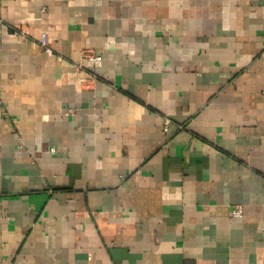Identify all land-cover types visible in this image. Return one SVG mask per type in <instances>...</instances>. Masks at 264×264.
Listing matches in <instances>:
<instances>
[{"label": "crops", "instance_id": "1", "mask_svg": "<svg viewBox=\"0 0 264 264\" xmlns=\"http://www.w3.org/2000/svg\"><path fill=\"white\" fill-rule=\"evenodd\" d=\"M0 18V261L264 264V0Z\"/></svg>", "mask_w": 264, "mask_h": 264}, {"label": "built area", "instance_id": "2", "mask_svg": "<svg viewBox=\"0 0 264 264\" xmlns=\"http://www.w3.org/2000/svg\"><path fill=\"white\" fill-rule=\"evenodd\" d=\"M3 23H4L3 20L0 18V42H1V29L3 27ZM40 46L43 47L47 53H50V50L48 48H46V40H45V38H43L41 40ZM88 59H89L90 62H94V63L99 62L101 60L100 56H90ZM168 126H169V121L165 120L164 121V127H163V130L165 132H167ZM240 213L241 212H240V210L238 208H235L231 212L233 217H239ZM0 264H14V263L11 262V261L1 260Z\"/></svg>", "mask_w": 264, "mask_h": 264}]
</instances>
